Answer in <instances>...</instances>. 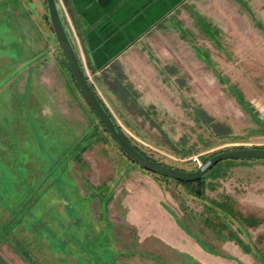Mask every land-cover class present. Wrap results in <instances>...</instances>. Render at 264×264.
Returning a JSON list of instances; mask_svg holds the SVG:
<instances>
[{
    "label": "rangeland",
    "instance_id": "1",
    "mask_svg": "<svg viewBox=\"0 0 264 264\" xmlns=\"http://www.w3.org/2000/svg\"><path fill=\"white\" fill-rule=\"evenodd\" d=\"M150 41L152 69L133 77L131 100L94 91L131 144L180 171L264 149V0H192ZM9 86L0 87V264H264L263 160L226 159L180 183L130 161L79 86L64 109L71 125L51 123L59 115L43 92ZM156 204L180 229L169 242L157 236L165 226L147 227Z\"/></svg>",
    "mask_w": 264,
    "mask_h": 264
},
{
    "label": "crops",
    "instance_id": "2",
    "mask_svg": "<svg viewBox=\"0 0 264 264\" xmlns=\"http://www.w3.org/2000/svg\"><path fill=\"white\" fill-rule=\"evenodd\" d=\"M54 1L80 67L88 82L94 83V91L99 96L104 92L108 99L115 96L123 103L134 95L133 77L141 80L140 77L150 74L148 71L152 67L148 49L153 33L172 22L177 12L188 8L192 2ZM48 13L46 0H0V87L31 85V92H43L52 100L45 108L52 111L50 114L60 117L52 119L51 123L71 125L73 117L64 109L77 105L78 85L73 84L72 73L69 75V64L57 43ZM51 47L57 51L51 52ZM63 117H66L64 122L61 120ZM58 130L61 132V127ZM66 149L70 151L72 148L67 146L63 150ZM156 205L160 212H157V219L151 218L152 224L147 227L161 231L165 226L168 234L162 232L157 236L169 242V234L175 236L180 229L170 222L161 206ZM134 224L138 225L135 220Z\"/></svg>",
    "mask_w": 264,
    "mask_h": 264
},
{
    "label": "water",
    "instance_id": "3",
    "mask_svg": "<svg viewBox=\"0 0 264 264\" xmlns=\"http://www.w3.org/2000/svg\"><path fill=\"white\" fill-rule=\"evenodd\" d=\"M49 9V18L51 19L52 29L56 34L57 43L62 47L64 57H66L68 62V67L71 70L73 80L79 86L81 94L85 97L88 102V106L94 110L98 116V120L105 126L109 135L112 136L115 144L121 148V150L126 154V157L130 161H134L144 168L157 175L166 176L169 179L180 180V182L186 181H196L205 176L210 172L213 166L219 162H223L226 159H259L264 161V149H259L258 147L245 149L238 148L237 150H226L221 153H215L211 156L209 161L199 169L195 171H180V169L168 167L162 163H156L147 157H143L139 150L129 144L125 136L120 133L118 127L111 120V116L108 112L102 108L98 96L94 93V89L90 83H88L87 77L84 71L80 67V62L78 57H76L75 49L69 41V35L65 31L62 19L59 17V11L57 5H55L54 0H46Z\"/></svg>",
    "mask_w": 264,
    "mask_h": 264
},
{
    "label": "trees",
    "instance_id": "4",
    "mask_svg": "<svg viewBox=\"0 0 264 264\" xmlns=\"http://www.w3.org/2000/svg\"><path fill=\"white\" fill-rule=\"evenodd\" d=\"M98 99H99V98H98ZM99 101H100V103H101L102 108H104V109L108 112V114L111 116L110 118H111L112 122H114V120H113V118H112L113 116H112L110 110L107 109V108L105 107V105L103 104L104 102H102L100 99H99ZM92 110H93V109H92ZM114 123H115V125L118 127V130L120 131V133L123 134V135L125 136L126 140L129 142V144H131V140H130V139L126 136V134L121 130V129H122L121 126H120L118 123H116V122H114ZM102 125H103V124H102ZM106 131H107V129H106ZM132 146L135 147L137 150L140 151V149H139L138 147H136L134 144H132ZM140 153L143 155V157L150 158L149 156H147L146 153H143L142 151H140ZM202 178H203V177H202ZM202 178H200L199 180H201ZM199 180H196V181L191 180V181L180 182V183H184V184H186V183H191V182L195 183V182H198ZM179 181H180V180H179Z\"/></svg>",
    "mask_w": 264,
    "mask_h": 264
}]
</instances>
